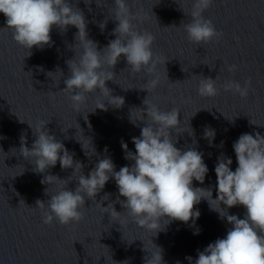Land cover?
<instances>
[{"label": "water", "instance_id": "95a60500", "mask_svg": "<svg viewBox=\"0 0 264 264\" xmlns=\"http://www.w3.org/2000/svg\"><path fill=\"white\" fill-rule=\"evenodd\" d=\"M69 2L84 13L88 38L97 42L100 50L116 38L112 32L117 22L109 13V7H114L113 0H103L100 5L96 0L90 5L84 0ZM193 2L128 0L132 12L138 13L133 21L136 30L150 32L155 37L152 48L160 60L157 72L160 84L148 93L143 89L147 87L148 76L132 73L122 55L111 69L115 78L107 81L106 87L113 96L123 97L125 103L119 109L109 105L107 111L97 109L89 113L91 129L84 114H75L67 95L60 92L66 87L64 80L69 75L67 61L75 58L78 29L68 26L62 31L53 26L51 45L34 46L28 56L29 52L14 41L12 29L7 28L6 18L0 13V264H124L125 261L144 264V257L148 255L142 251L143 242L139 239L150 243L149 233L130 221L122 226L110 221V215L104 214L96 204L107 207L113 203L118 212L125 211L117 202L114 179L109 180L95 200L85 198L79 222L68 226L58 221L43 223L36 201L46 203L51 197L45 190L49 187L51 193L55 189L42 184L41 180L47 175L57 176L68 181L69 190H75L78 181L70 179L74 170L62 169L59 161L44 173L33 170L35 165L20 152L21 135L26 136L29 149L36 139L29 124L47 123L49 133L62 141L69 151L75 152L74 160L83 163V172L87 175L97 157L89 159L84 155L75 140V127L69 128L67 133L62 131L64 127L79 123L84 135L93 138L97 153L110 157L119 171L122 166L134 163L124 158L121 141L134 153L132 138L139 137L144 126L141 121L136 122L139 126L130 122L131 110H146L143 101L149 95V100L157 103L161 111L177 108L182 125L190 119L195 136L187 132L173 133L178 141L175 146L182 150L194 147L204 153L208 174L204 184L194 180L193 185L212 188L213 198L216 197L214 168L217 157L221 154L230 157L231 169L235 171L238 164L233 142L243 133L264 135V126H260L264 125V0H214L203 16L210 19L222 35L207 44L189 41L184 29L191 20ZM106 19V28L101 32L97 25ZM229 65H236V70L229 72ZM58 69L64 74L61 79V73H55ZM48 72L54 73L50 74L53 78ZM203 77L216 79L219 89L216 96L198 95L199 81ZM230 80L242 85L250 81L248 95L241 97L234 91H225L223 84ZM99 97V91L88 94L85 109L92 110ZM205 126L215 129L216 147H209L208 141L202 138ZM221 141H224L222 148L219 147ZM106 193L109 199L104 201ZM196 207L201 213L196 222L199 235H193L194 229L175 221L158 237L152 238L163 248L165 264H177V261L189 264L186 257L195 260L198 250L224 238L232 227L226 218L221 219L217 212L211 211L206 201ZM228 212L244 218L246 208L237 205ZM127 240L135 241L129 244Z\"/></svg>", "mask_w": 264, "mask_h": 264}, {"label": "clouds", "instance_id": "9594fccd", "mask_svg": "<svg viewBox=\"0 0 264 264\" xmlns=\"http://www.w3.org/2000/svg\"><path fill=\"white\" fill-rule=\"evenodd\" d=\"M96 2L100 5L103 0ZM213 2L214 0H194L189 14L191 20L184 25L189 41L207 44L222 35L213 22L203 16ZM84 3L90 5L92 0H84ZM113 5L114 7H109V13L117 22L112 32L116 38L100 50L97 42L88 38V21L84 13L69 0H0V13L6 18L7 28L12 29L14 41L29 52L28 56L31 55L29 50L34 46L43 48L51 45L50 33L53 26L62 31H66L68 26L78 29L75 35L78 41L74 46L75 58L67 61L69 75L64 80L66 87L60 92L67 95L75 114H84L89 129V113H95L97 109L107 111L109 105L119 109L125 103L123 97L113 96L106 87V82L115 78L111 69L122 55L132 73L148 76L147 87L143 88L148 93L160 84L157 74L160 60L152 48L155 37L150 32L136 30L133 21L138 13L132 12L128 0H113ZM106 25L107 19L97 26L103 32ZM227 70L235 71L236 65H229ZM57 72L61 73V79L63 72L59 69L55 73ZM47 74L51 76L54 73ZM249 84L250 81L242 85L230 80L223 84V88L245 97L249 93ZM97 91L100 93L97 104L92 110H86L87 95ZM218 91L216 79L203 77L199 81L198 95L214 97ZM143 103L147 106L146 110L133 108L130 115V122L134 125L139 126L137 121L144 123L140 136L132 138L135 152L128 149L126 142L121 141L124 158L134 163L122 166L119 171H116L110 157H101L97 153L93 138L84 135V129L79 123L64 127L62 131L67 133L69 128L75 127V140L80 144L84 155L89 159L97 157L94 167L87 175L83 172V163L74 160L75 152L69 151L62 141L49 133L47 123L39 121L35 126L29 124L36 139L29 149L26 146V136L21 135L20 152L35 165L33 170L44 173L59 161L62 169L74 170L70 179L78 181L75 190H69L68 181L57 176L47 175L41 180L42 184L54 186L55 189L51 193L49 187L45 190L51 197L46 203L36 201L42 212L43 223L58 221L61 225L68 226L79 222L83 216L81 209L85 206V198L95 200L109 180L114 179L118 189L117 202L125 211L118 212L113 203H109L107 207H103L102 203L96 204L104 214L110 215V221L118 222L121 226L130 221L150 234V243L146 244L139 239L143 242L142 251L148 253L144 257V264H165L163 248L154 243L152 238L166 231L171 223L180 221L194 229L193 235L200 234L196 222L201 213L196 205L201 201H206L210 210L217 212L221 219L226 218L232 227L224 238L216 239L202 251L198 250L195 260L191 256L186 257L189 264H264V135L260 132L243 133L233 142L238 164L235 171L231 169L233 161L230 157L224 154L217 157L214 168L216 197L213 198L212 188L193 185L194 180L204 184L208 174L204 153L194 147L182 150L175 146L178 141L173 133L187 132L190 136H195L190 119L187 124L183 122L182 125L177 108L161 111L157 103L149 100V95ZM202 138L208 141L209 147H216L215 129L205 126ZM223 145L224 141H221L219 147L222 148ZM119 197L126 199L120 200ZM108 199L109 194L106 193L103 200ZM237 205L246 208L244 218L229 214L228 209ZM135 240L127 241L131 244ZM124 264L128 262L125 261ZM177 264L181 262L177 261Z\"/></svg>", "mask_w": 264, "mask_h": 264}]
</instances>
